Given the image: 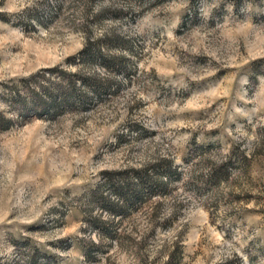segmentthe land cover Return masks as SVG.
Listing matches in <instances>:
<instances>
[{
  "label": "rangeland",
  "instance_id": "rangeland-1",
  "mask_svg": "<svg viewBox=\"0 0 264 264\" xmlns=\"http://www.w3.org/2000/svg\"><path fill=\"white\" fill-rule=\"evenodd\" d=\"M0 264H264V0H0Z\"/></svg>",
  "mask_w": 264,
  "mask_h": 264
}]
</instances>
